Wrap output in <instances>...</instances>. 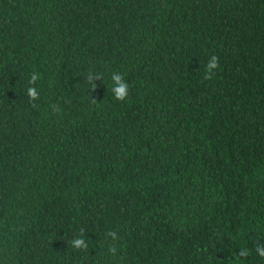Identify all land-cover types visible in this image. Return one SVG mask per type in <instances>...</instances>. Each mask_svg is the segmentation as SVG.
I'll use <instances>...</instances> for the list:
<instances>
[{"label":"trees","instance_id":"obj_1","mask_svg":"<svg viewBox=\"0 0 264 264\" xmlns=\"http://www.w3.org/2000/svg\"><path fill=\"white\" fill-rule=\"evenodd\" d=\"M261 247L264 0H0V264H264Z\"/></svg>","mask_w":264,"mask_h":264},{"label":"clouds","instance_id":"obj_2","mask_svg":"<svg viewBox=\"0 0 264 264\" xmlns=\"http://www.w3.org/2000/svg\"><path fill=\"white\" fill-rule=\"evenodd\" d=\"M219 68V58L213 55L205 66L204 72V79H212L216 75V70ZM38 79L37 74H33L31 77L30 83H35ZM100 79L97 75H89L88 82L93 84V89L96 88L95 80ZM112 81L114 82V86L112 88V92L114 94V99L117 101H125L126 98L129 96V84L124 78L123 74L114 72L111 76ZM27 94L31 100H36L39 98V93L35 87H29L27 89ZM109 236L112 238H116L117 234L115 232H109ZM71 244L76 249H87L88 244L86 243L85 239L83 238V229H81V236L75 238L71 241ZM110 251L114 252L115 249H110ZM257 251L261 256H264V247L258 248ZM240 255L245 256L247 252L243 249L240 250Z\"/></svg>","mask_w":264,"mask_h":264}]
</instances>
